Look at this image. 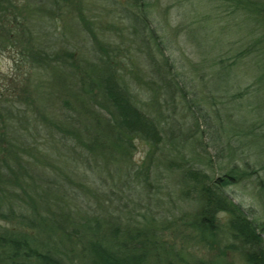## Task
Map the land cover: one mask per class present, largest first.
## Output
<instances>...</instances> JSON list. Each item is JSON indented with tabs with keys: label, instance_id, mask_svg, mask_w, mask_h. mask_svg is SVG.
Instances as JSON below:
<instances>
[{
	"label": "trees",
	"instance_id": "trees-1",
	"mask_svg": "<svg viewBox=\"0 0 264 264\" xmlns=\"http://www.w3.org/2000/svg\"><path fill=\"white\" fill-rule=\"evenodd\" d=\"M128 1L115 15L123 27H114L102 25L83 0H0V53H11L14 68L22 70L0 74V222L9 226L0 224V264H206L190 251L205 245L219 255L235 253L242 264H264L263 181L257 183L259 223L225 193L264 171V2L204 0L212 4L205 26L214 25L221 37L201 44L194 29L185 33L201 56L193 74L213 58L199 76L205 91L197 98L151 26L146 7L155 4ZM57 21L61 30L53 31ZM70 21L82 42L76 49L61 44ZM248 23L252 27L241 30ZM123 30L125 51L133 55L127 66L105 37ZM219 103L231 160L212 178L195 148L188 158L172 156L165 139L173 140L170 113L195 119L194 111L206 114L201 105ZM135 142L148 147L139 167L132 161ZM167 173L176 174L179 196L189 205L177 222L151 217L137 223L130 211L126 222L104 216L99 201L107 197L101 187L108 181L123 184L124 195L140 205L148 180ZM88 198L96 206L86 205ZM169 226L186 244L175 249L161 239Z\"/></svg>",
	"mask_w": 264,
	"mask_h": 264
},
{
	"label": "rangeland",
	"instance_id": "rangeland-1",
	"mask_svg": "<svg viewBox=\"0 0 264 264\" xmlns=\"http://www.w3.org/2000/svg\"><path fill=\"white\" fill-rule=\"evenodd\" d=\"M264 2V0H261ZM129 2L128 0H83V7L94 8V11H91V14L94 16L97 14L99 19H103V23L113 24L114 27H123L122 20L119 21L115 17L116 13L125 8V3ZM146 2L154 3V10L151 7H146L147 17L151 21L152 28L160 35L164 43L168 47L166 54L172 60L174 67L180 73H184L188 80H190V85L193 86V91L197 92V98L200 96V90L204 92V87L201 86L204 80H200L199 76L207 72V67L209 62H213V58L209 56L204 60L208 61L204 63L201 68L196 67V73H192L191 66L193 64H198L201 61V56L195 53V50L192 49V41L185 39V33L189 29H194L195 33L198 32V40L202 44L207 40H216L220 38L221 33L215 29L214 25L205 26V18L207 15H210L212 4L209 1L204 0H193L189 4H176L170 0H146ZM91 5V6H89ZM100 10V12H99ZM111 11L112 14L107 13ZM105 12L106 14L99 13ZM107 15V17H106ZM46 17H43V22L41 24L44 26H49ZM131 24L134 25L133 19H129ZM100 23V21L98 22ZM126 22H123L125 24ZM99 25V24H97ZM204 26V28H203ZM252 25L250 23L245 24L241 28L244 32H247ZM53 28V27H52ZM48 30V28H46ZM52 31V29L50 28ZM60 21L56 22V27L53 31H60ZM233 31V30H232ZM66 33L72 35L62 36L61 44L68 47L69 49H76L78 45H82V42L77 40V27L70 21L68 23ZM126 31L117 32L112 31L111 33H105V37L111 41L117 49H121L120 60L126 66L129 64L130 59L133 57L132 53L125 51L127 47V36ZM197 35V34H196ZM189 36V35H188ZM197 36H195L196 38ZM48 37H45L47 39ZM130 38V37H129ZM191 38V36H190ZM76 39V40H75ZM192 39V38H191ZM78 42L77 45H75ZM224 48V46L222 47ZM85 53L84 51H80ZM13 55L11 53H0V74L6 77L14 75H19L20 72L14 68L12 63ZM15 58V57H14ZM241 63V62H240ZM238 63V64H240ZM140 66V65H139ZM245 65L236 66L233 69V73H239ZM125 70L128 67L124 68ZM248 72L250 67H247ZM128 73V71H127ZM251 82L250 78H247ZM228 82V81H227ZM200 107L204 108L206 114L198 113L194 111L195 119L189 116H186L185 119H182L180 113H170V118L167 121L168 126H172L169 132L173 134V140L170 141L169 138L165 139V143L168 144L172 149L170 151L173 156V151L177 152L174 156H184L188 158L189 149H194L199 154H202L205 157L204 167L205 172L212 178L220 176L221 170L219 167L225 165L231 159H228V154L225 149V138L219 130V124L222 122L225 117L220 112V103L211 104L210 106L201 105ZM215 110L218 111L219 116L214 115ZM170 110L169 112H171ZM179 108L176 112H179ZM28 112L27 114H29ZM180 125L181 134L176 130V124ZM166 127V126H165ZM191 136H193L191 138ZM197 141V145L195 144ZM175 145V147H173ZM203 148V149H202ZM148 147L140 142H135V153L132 157L133 165L136 167L141 166L144 162V157ZM253 161V159H248ZM176 163L180 162L181 159L172 160ZM257 169L254 167L251 170ZM176 175V174H175ZM175 175L173 173L164 174L158 179L148 180L149 186L145 187V192L148 197L142 196L138 199L140 205L135 204L132 198H129L126 194V188L123 184H117V187L113 186L110 181H108L104 186L101 187V191L106 194L104 200L99 201L100 207L106 210L102 212L104 216H119L121 219L120 222H126L127 212H132V219L138 221L137 223H143L146 220L151 221V217L154 221L158 222L164 220L166 222L172 223V221L177 222L178 218L183 212L189 211V205L183 202L179 196L177 186L175 185ZM258 176L259 178H257ZM252 179H255V183L252 182ZM264 183V171H258L256 175H252L250 180L241 181L236 185L229 186L225 189V193L235 204H237L245 215L255 221L256 223L261 222L262 220V211L261 205L258 201L259 196V181ZM124 190V192H123ZM67 198V197H66ZM86 201V200H84ZM89 207H94L96 204L91 198L87 199ZM69 204V202H68ZM85 203L79 205L80 207H85ZM70 209H75L74 202L69 204ZM133 208V209H132ZM135 218V219H134ZM1 225L2 224L0 222ZM9 228V226L5 225ZM164 237L162 240H166L168 243L174 245L175 249H178L182 244H186L182 240L180 233L174 229L173 226L165 227V231H162ZM264 239V235L262 236ZM192 256L197 259H201L206 264H242L239 257L235 253L226 252L224 255H219L215 247L209 248L207 245L204 247H199L198 249L190 250ZM125 255V253H121ZM127 255V254H126Z\"/></svg>",
	"mask_w": 264,
	"mask_h": 264
}]
</instances>
